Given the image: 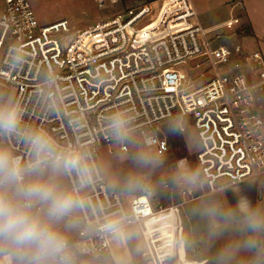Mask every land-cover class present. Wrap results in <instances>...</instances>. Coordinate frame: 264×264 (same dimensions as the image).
<instances>
[{
  "label": "built area",
  "instance_id": "2783aa9c",
  "mask_svg": "<svg viewBox=\"0 0 264 264\" xmlns=\"http://www.w3.org/2000/svg\"><path fill=\"white\" fill-rule=\"evenodd\" d=\"M94 1L105 7L119 0ZM181 1L184 5L169 6L144 38L140 31L161 18L165 0L160 5H155L156 0L137 1L123 13L76 30L67 20L42 25L30 0H0V79L15 88L25 121L47 128L61 144L87 151L100 168V179L87 193L92 207L83 214L86 223L127 213L136 224L154 215L157 206L161 208L151 180L130 200L106 180L100 150L130 149L128 141L115 140L107 127V116L117 109L135 117L132 138H140L158 158L170 150L165 127L174 116L183 117L185 130L195 128L200 141L196 153L199 186H185L176 179L162 182L164 188L178 189L183 198L193 199L264 175V117L254 96V88L264 83V54L243 56L252 70L262 68L258 82H247L238 72L221 71L219 66L230 61L236 67L242 65L233 60L235 55L242 59L239 45H214L225 36L219 31L231 29L240 18L204 27L192 1ZM13 45L24 53L20 66L11 61ZM196 59L200 60L197 67L204 64L206 68L198 77H206L209 67L214 68V74L201 82L177 67ZM256 61L263 66L251 65ZM49 72L58 77L52 90L59 100L56 107L42 89ZM7 142L20 156H28L29 147L21 138L10 137ZM66 178L69 185L75 183L74 174ZM86 242L104 253L114 246L99 235Z\"/></svg>",
  "mask_w": 264,
  "mask_h": 264
},
{
  "label": "clouds",
  "instance_id": "9594fccd",
  "mask_svg": "<svg viewBox=\"0 0 264 264\" xmlns=\"http://www.w3.org/2000/svg\"><path fill=\"white\" fill-rule=\"evenodd\" d=\"M11 52L12 63L22 65V49L13 45ZM57 79L49 72L42 82L53 107L59 104L52 92ZM24 117L19 99L0 91V264H128L125 256L107 255L86 242L99 235L123 247L137 236L135 221L127 213L105 217L100 223L84 221V212L92 207L87 193L100 179V168L90 153L59 143L47 128L31 125ZM106 119L115 140L132 139L135 117L129 111L114 110ZM168 131L182 135L183 117L174 116ZM10 137H19L28 145L27 157L20 156L7 142ZM134 160L143 168L161 163L144 150L138 151ZM71 174L75 183L69 185L65 177ZM125 182L135 189L146 183V177L131 174ZM176 182L198 187L201 176L193 169ZM193 213L206 220L209 244L224 241L216 250L215 264H264V203L253 204L241 196L230 206L215 199L195 207Z\"/></svg>",
  "mask_w": 264,
  "mask_h": 264
},
{
  "label": "rangeland",
  "instance_id": "374dc122",
  "mask_svg": "<svg viewBox=\"0 0 264 264\" xmlns=\"http://www.w3.org/2000/svg\"><path fill=\"white\" fill-rule=\"evenodd\" d=\"M30 2L42 25H47L61 19H67L70 27L74 30L93 24L101 18L109 17L121 8V5L127 9L134 5L133 0H121L113 6L108 5L105 7H100L94 0H30ZM178 4V6L174 5L170 6V8L173 7L178 9L180 6L184 5L181 0H178ZM192 4L195 7L200 23L204 27L220 24L231 17L246 16L251 22L249 27H247L248 33H244L246 25L243 20L233 25L231 29H221L219 32H222L225 36L219 38L214 44L215 47L221 44H228L234 48L239 45L242 50V59H239L238 55H235L233 60L242 62V65L236 67L235 64L230 61L229 63L221 64L219 69L221 71L238 72L247 82H258L262 80L260 77L262 68L260 69L259 67L258 69L252 70L243 56L250 55L256 50L261 55L264 54V35H262V33H264V0H192ZM155 5H160V0H156ZM167 10H169L168 7H164L161 18L151 24L149 23L145 29L140 31V36L144 38L148 37ZM130 31L131 28L127 29V32ZM259 31L262 33L258 34ZM198 61L200 62L199 59H196L188 63H180L177 67L188 76L196 75L197 80L201 82L214 74V68L213 66L209 67V72H206V77H198L199 73L206 69L204 64H200V66L197 67L196 63ZM251 65L263 66L260 61H256ZM0 91L10 92L14 96L16 93L15 88L3 79H0ZM254 96L255 104L264 117V83L254 88ZM165 131L170 141V150L166 156L159 158L161 163L155 168H143L135 162L134 156L138 151H148L142 140L137 137L128 141L130 145L128 152L115 149V152L109 153L106 148L100 150L99 162L108 184L120 190L128 197V200L143 187L141 186L133 189L126 184V178L131 174H143L146 177V181L151 180L155 184V196L162 194L161 196L166 203H172L174 199L171 198L168 192L165 194L161 193L164 188L162 187L163 180H175L185 171L188 172L193 169L198 170L196 153L200 149V141L195 128L193 126H188L184 133L179 135L169 133L167 125ZM179 163H181L182 166L180 167L183 169L179 168ZM66 182L67 178L65 177V183ZM233 186L225 188L223 191H218L216 193L217 196L211 194L204 195L201 198L190 201L185 207L188 209L189 213H193L195 207L204 204L206 199L215 198V196L226 202L229 200H237L241 196H244L253 204L264 203V175L247 179ZM176 190L178 191V189ZM178 193L179 191L172 194V197L173 195L176 197H174L175 200L179 199L181 196L178 195ZM202 220V222L206 221L204 219Z\"/></svg>",
  "mask_w": 264,
  "mask_h": 264
},
{
  "label": "crops",
  "instance_id": "0c3cea01",
  "mask_svg": "<svg viewBox=\"0 0 264 264\" xmlns=\"http://www.w3.org/2000/svg\"><path fill=\"white\" fill-rule=\"evenodd\" d=\"M137 1L144 0H133V3L135 4ZM165 4V7L179 5L178 0H165ZM113 5L114 4H112V6ZM122 6L123 5H121V8L118 9L119 11L117 10L109 17L125 12L127 8ZM239 18L240 21H245L246 27L244 28V33H248L247 27H249L251 22L245 15L243 17L239 16ZM103 19L106 18H101L98 21ZM61 20L51 22L47 25ZM87 26L78 29H82ZM261 33L262 32L260 31L258 32V34ZM262 35H264V33H262ZM254 52L258 51L256 50ZM66 184H69L68 180ZM175 190L176 189L163 188L161 193L165 194L168 192L171 198L174 199L172 203H166L164 198L161 196L162 194L157 195L156 204L161 205V208L157 206L156 212L153 216L135 224L137 232L136 238L126 244L124 248L113 246L111 251L106 252L105 254L123 255L126 257L128 264H215L214 257L216 250L224 241H217L214 245L209 244L206 237V221L202 222V218L200 219L194 213H189L185 206L190 201L201 198L204 195L206 196L211 194L213 196H217L216 193L220 190L217 192L205 193L193 199L182 198L180 196L177 200H175L176 197L174 195L172 197L174 192H178ZM178 195L181 194L178 193ZM216 196L215 198L219 199ZM215 198L206 199V202L215 200ZM238 200L239 198L237 200H229L227 202L223 201L227 205L234 206ZM226 238L227 236L225 239Z\"/></svg>",
  "mask_w": 264,
  "mask_h": 264
},
{
  "label": "bare ground",
  "instance_id": "6f19581e",
  "mask_svg": "<svg viewBox=\"0 0 264 264\" xmlns=\"http://www.w3.org/2000/svg\"><path fill=\"white\" fill-rule=\"evenodd\" d=\"M153 216V215H152ZM125 247V245L123 246V248Z\"/></svg>",
  "mask_w": 264,
  "mask_h": 264
}]
</instances>
